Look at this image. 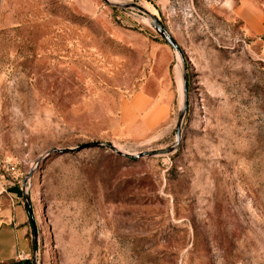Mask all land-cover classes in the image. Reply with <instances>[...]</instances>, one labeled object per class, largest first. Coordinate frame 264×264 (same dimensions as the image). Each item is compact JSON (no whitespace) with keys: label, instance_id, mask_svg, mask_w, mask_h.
<instances>
[{"label":"rangeland","instance_id":"374dc122","mask_svg":"<svg viewBox=\"0 0 264 264\" xmlns=\"http://www.w3.org/2000/svg\"><path fill=\"white\" fill-rule=\"evenodd\" d=\"M107 1L0 0V192L37 233L4 264H264V0ZM91 142L173 150L58 151Z\"/></svg>","mask_w":264,"mask_h":264},{"label":"crops","instance_id":"0c3cea01","mask_svg":"<svg viewBox=\"0 0 264 264\" xmlns=\"http://www.w3.org/2000/svg\"><path fill=\"white\" fill-rule=\"evenodd\" d=\"M147 1H153L158 7L166 3V0ZM236 14L243 19L242 8H238ZM262 22L263 15L252 12L245 23L250 32L260 33ZM6 191L0 192V264L26 259L31 252L27 214L19 202V188L14 187Z\"/></svg>","mask_w":264,"mask_h":264},{"label":"water","instance_id":"95a60500","mask_svg":"<svg viewBox=\"0 0 264 264\" xmlns=\"http://www.w3.org/2000/svg\"><path fill=\"white\" fill-rule=\"evenodd\" d=\"M104 2L108 3L107 0H103ZM134 8H136L137 10L141 11L144 14H149L143 7L134 4L132 5ZM150 26L154 29V31L161 36L164 41L171 47L173 48L179 55V57L182 59V53L181 50L179 49V47L177 46V44L175 43V41L173 40V38L169 35V33L166 31V29L163 27V25H161L158 20L153 17L150 16ZM182 94H183V104H182V109L179 113L178 116V121L176 124V142L178 143L179 138H180V128H181V122L182 119L187 111V84H186V79L185 76H183V80H182ZM88 148H102V149H106L109 150L111 152H113L115 155L122 157V158H127V159H132V160H139L142 157H152L155 155H164V154H168L170 152H172L173 147H168L166 149H161V150H153V151H145V152H141L139 154H130V153H125L120 151L119 149H117L116 147H114L111 144L108 143H100V142H91V143H86L83 144L79 147H77L76 149H65V150H58L59 152L62 153H69L72 150H77V151H81L83 149H88ZM32 171L29 172V177H31L32 175ZM29 199L27 197H25V208H26V212L29 218V221L32 225L33 228V237H34V249H36L37 246V233L35 231V221H34V217H33V212H32V208L31 205L28 201Z\"/></svg>","mask_w":264,"mask_h":264},{"label":"trees","instance_id":"16d2710c","mask_svg":"<svg viewBox=\"0 0 264 264\" xmlns=\"http://www.w3.org/2000/svg\"><path fill=\"white\" fill-rule=\"evenodd\" d=\"M15 264H21V262L15 263Z\"/></svg>","mask_w":264,"mask_h":264}]
</instances>
